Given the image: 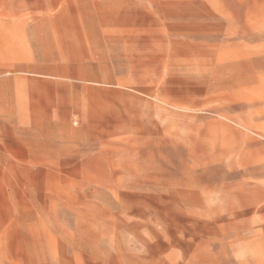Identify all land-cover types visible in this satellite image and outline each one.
<instances>
[{
	"label": "rangeland",
	"instance_id": "374dc122",
	"mask_svg": "<svg viewBox=\"0 0 264 264\" xmlns=\"http://www.w3.org/2000/svg\"><path fill=\"white\" fill-rule=\"evenodd\" d=\"M0 264H264V0H0Z\"/></svg>",
	"mask_w": 264,
	"mask_h": 264
}]
</instances>
